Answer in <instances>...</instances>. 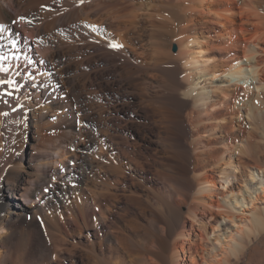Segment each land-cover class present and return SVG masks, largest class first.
Instances as JSON below:
<instances>
[{
	"label": "bare ground",
	"instance_id": "6f19581e",
	"mask_svg": "<svg viewBox=\"0 0 264 264\" xmlns=\"http://www.w3.org/2000/svg\"><path fill=\"white\" fill-rule=\"evenodd\" d=\"M164 2L175 8L163 17L178 25L177 50L172 41L151 54L142 36L157 13L137 0H0V131L10 133L19 116L17 133L33 134L32 152L16 155V165L0 154V195L5 189L10 198V211L0 204V264H67L66 253L68 264H237L246 237L264 233V206L256 211L253 201L243 209L251 216L237 214L255 170L235 158L244 116L252 126L264 117V51L256 42L264 40V0ZM197 69L219 81L218 96L198 90ZM99 73L127 91L122 110L144 109L139 119L121 116L146 128L136 140L113 133L93 110ZM252 81L260 92L242 96ZM84 133L85 157L71 149ZM256 166L262 201L264 167ZM69 228L78 235L71 244Z\"/></svg>",
	"mask_w": 264,
	"mask_h": 264
},
{
	"label": "rangeland",
	"instance_id": "374dc122",
	"mask_svg": "<svg viewBox=\"0 0 264 264\" xmlns=\"http://www.w3.org/2000/svg\"><path fill=\"white\" fill-rule=\"evenodd\" d=\"M263 1V0H262ZM140 8H142V10H146V8L149 10H154L155 14L157 15L156 17V20L157 22L154 24V26L152 28H149V23L145 24L144 23V30H143V43L145 46H147V48L149 49L148 51L153 54H158L159 51L162 52L164 51L165 49H167V46L169 47V45H171V42L173 40H175V36H174V32H172V30H175L176 27L178 25L176 24H173L172 23L171 25L173 27H165L162 24V22L164 21V17H163V14H164V11L165 13H168L169 11L171 10H175V8L173 9L172 6L169 4V2L167 3L166 0L165 3L164 0L163 2L165 4H163V2H161L160 0H158L159 5H158V2L157 0H137ZM142 2V3H141ZM155 2V3H154ZM157 3V5H155ZM264 4V2H263ZM143 5V6H142ZM152 5V6H151ZM154 5V6H153ZM152 9H151V7ZM159 6V7H158ZM168 7V9H164L163 7ZM171 6V7H170ZM175 6V5H174ZM162 7V9H161ZM170 7V8H169ZM144 8V9H143ZM155 8V9H154ZM157 8V9H156ZM161 9V11L163 13L160 14L159 10ZM172 8V9H171ZM159 9V10H158ZM158 10V11H157ZM168 10V12L166 11ZM165 15V14H164ZM85 17V16H83ZM160 17V18H158ZM162 17V18H161ZM162 20V21H161ZM237 21L234 23V26L236 27V31L235 33L236 34H239L240 32V24H241V20H240V17L238 16ZM161 21V22H160ZM169 21L166 20V22L164 21L163 24H166V26L170 25ZM168 24V25H167ZM156 26V27H155ZM248 28L251 26V28L253 27V25H251L250 23L247 24ZM166 29H165V28ZM147 28V29H146ZM154 28H159V29H154ZM170 28V29H168ZM249 28V30L251 31L252 29ZM151 30V31H150ZM154 30V31H153ZM167 30V31H166ZM248 30V33L247 36H249L251 33L249 32ZM171 31V32H170ZM147 32V33H146ZM154 33V34H153ZM166 33V35H165ZM169 33H172L173 34V37L170 39V35L172 36V34H169ZM250 33V34H249ZM160 34V35H159ZM168 34V35H167ZM149 36V37H148ZM168 36V37H167ZM166 39H165V38ZM149 39V40H148ZM151 39V40H150ZM160 39V40H158ZM169 39V40H168ZM173 39V40H172ZM146 40V42H145ZM155 41V42H154ZM170 41V42H169ZM257 44L259 45L258 46V50L259 51H264L262 49H264V40L263 39H259L256 41ZM169 43V44H168ZM153 45V47H152ZM175 42L173 41L172 45H171V48L173 51L174 50V46H175ZM150 46V47H149ZM177 46V45H176ZM261 47V48H260ZM156 48V50H155ZM162 48V49H161ZM161 49V50H160ZM164 49V50H163ZM177 50V49H176ZM156 51V52H155ZM261 53H257V56L258 57H261ZM264 55V54H263ZM28 64L32 65V61H28ZM40 63H37V65L39 66ZM96 68V67H95ZM195 73L197 75H199V77L195 76V81L199 82L198 83V90L201 91V90H204V94L206 95H210V96H213V97H216L219 95L220 93V90H219V81L215 78H209V76H206L204 75V72L202 73L200 70H196ZM200 73V74H199ZM195 74V75H196ZM101 76V77H100ZM262 76H264V74H262ZM100 78V79H99ZM105 78V79H104ZM106 78L103 73H99L96 77V79H94L93 81V89L95 90L94 94L91 95V101L92 103L96 102L94 100H99L98 102H96L95 104H93V110L97 111V116H99V114L103 115V116H108L107 118L105 117L104 119L106 120V123H108V125L110 126V128L112 129V132L113 133H122L123 135H129V134H135L137 133L138 131H140L141 133H144V131H146V128H144L143 126H139L138 123L136 124H131V123H124V120L122 121L121 120V116L124 117V118H128V117H133L134 119L138 118L140 116V114L142 112H144V109L143 108H139L138 106H132V107H126V110H122V99L127 95V91L125 89H118L119 85L115 84L113 85L112 87L107 85L109 83H106L108 81H106ZM117 78V77H115ZM108 79V78H107ZM97 81V82H96ZM251 82V80H250ZM95 84V85H94ZM217 84V85H216ZM240 87H244L245 84H243L241 82V84L239 83L238 84ZM254 85V88L252 87ZM118 86V87H117ZM248 87V92L246 91H243L242 92L240 91L241 95L242 96H247V95H253L255 92H260V89L259 87L257 86V84L255 82L252 81V84L250 85H245ZM105 87H106V90H105ZM216 88L218 90H216ZM97 89V90H96ZM103 89V90H102ZM113 89V90H112ZM259 89V91L257 90ZM110 90V91H109ZM213 91V92H212ZM217 91V92H215ZM251 91V92H250ZM87 91L84 92V95L86 96ZM245 92V93H244ZM250 92V93H249ZM122 93V94H121ZM125 93V94H124ZM216 93V94H215ZM243 93V94H242ZM71 92L70 93V103L72 104V106L76 109H79V106H78V101H77V97L75 96V94H73ZM97 94V95H96ZM218 94V95H217ZM245 94V95H244ZM124 96V97H123ZM74 97V98H73ZM77 102V103H76ZM100 104V105H99ZM105 104V105H103ZM99 105V107H98ZM102 105V106H101ZM111 105V107H110ZM101 106V107H100ZM109 106V107H108ZM116 107V108H115ZM263 107V106H262ZM99 108V109H98ZM108 108L109 111L107 110ZM113 110H112V109ZM130 108V109H129ZM106 109V110H105ZM116 109H118L116 111ZM139 109H141L142 111H140ZM192 109V107H191ZM102 110V111H101ZM136 110V111H133ZM30 112H28V115L30 117H32L34 114L31 112V111H34L32 108H30L29 110ZM105 113H104V112ZM116 111V112H115ZM126 111H129V112H126ZM101 112V113H100ZM120 112V113H119ZM141 112V113H140ZM84 113V111L82 112V114ZM136 113V114H135ZM140 113V114H139ZM113 115V117H112ZM115 117V118H114ZM113 118L115 120H113ZM108 119V120H107ZM110 119V120H109ZM117 119V120H116ZM139 119V118H138ZM20 121V117H16L13 119L12 123H15V124H12L11 125V128H10V133H8L7 135H3L1 134V131H0V154H2L3 152V155H4V158L6 160L7 163L11 164V165H16L17 164V156L23 154L26 158L29 157L30 153L32 152V142H33V134L31 132H28L27 134V139L24 138V136H22V134H20L19 132V135L17 133V129L15 128L16 127V123ZM91 121V120H90ZM89 120L85 119L84 122L85 124L84 125H88ZM109 121V122H108ZM123 122V123H122ZM259 122V123H258ZM117 123V124H116ZM116 124V125H115ZM131 124V125H130ZM243 124V125H242ZM7 125V124H6ZM101 125H104V122H103V119L101 121ZM118 125H121V126H118ZM242 129H243V132L245 133L242 138V140H240V142L237 144V147H236V151H235V158H236V162H238V160H242L244 162H246L247 164H251V166H254V170H255V178L254 179H250V183L248 185H244L243 186V189L244 191L242 192V194L240 195V202L238 203L237 207H238V210H237V214L238 215H244V216H251V213L250 212H243V209H246V210H249L251 208H253V205H252V202L254 201L255 204H256V211L259 210L260 207H263L264 206V200H257V196H259L262 191H261V185L260 183H258V180L260 178L259 174H263V169H260L259 167H257L256 165L258 164H263V167H264V117L260 118L259 120L256 121L255 124L252 125H249L248 124V120L246 119V117L244 116V120H242ZM85 126V127H86ZM135 126V128H134ZM127 127V128H126ZM132 128V129H131ZM138 128V129H137ZM141 128V129H139ZM250 129V130H249ZM248 132H246V131ZM16 131V132H15ZM86 131V130H85ZM249 131H251L249 133ZM13 133V134H12ZM9 135V137H8ZM87 135V134H86ZM85 133L82 134L81 136L79 135L78 136V139H79V142H78V145L77 146H72L71 149L75 150L77 153H79L81 156H87V149H86V144L88 143V140H89V136L87 135L86 136ZM243 135V133H242ZM251 135V136H250ZM13 136V137H12ZM8 137V138H7ZM136 138V134L134 136H132V140H136V139H133ZM2 138L6 139V142L7 144H2ZM10 138V139H9ZM23 139V140H22ZM83 139V140H82ZM10 141V142H9ZM12 141V142H11ZM16 141V142H15ZM25 141V142H24ZM83 141V142H82ZM114 142H118L117 139H114ZM13 143V144H12ZM19 143V144H17ZM12 145V146H11ZM19 145V146H17ZM21 145V146H20ZM63 146L67 145L65 143H62ZM84 145V146H83ZM244 147L245 148V153H241V150L240 148L241 147ZM6 147V148H5ZM4 148H5V151H4ZM8 148V149H7ZM29 148V149H28ZM10 150V151H9ZM240 150V151H239ZM15 151V152H14ZM5 152V153H4ZM10 152V153H9ZM12 154V155H11ZM247 154L249 155H255L253 158H258L259 159V156H260V163L258 161V159H251L249 157H247ZM6 155V156H5ZM17 155V156H16ZM9 156V157H8ZM13 156V157H12ZM16 156V157H15ZM262 161V162H261ZM14 163V164H13ZM16 163V164H15ZM256 166V167H255ZM76 175H83L84 178L88 176V170L87 169H84L83 167H76ZM87 175V176H86ZM84 185V184H83ZM226 185V184H225ZM10 202V198H9V195L8 193L4 190H2L1 192V195H0V204L5 206L7 211H10V208L7 207V204ZM244 221V220H243ZM245 222V221H244ZM250 223V221H248ZM225 225V223H224ZM223 226L220 227V233L223 234ZM243 227V225H242ZM230 229H228V232ZM41 231V229H40ZM40 233V232H39ZM42 233V232H41ZM68 233L70 234L69 235V244L73 243V242H76L77 238H78V235L75 234V232H73V229L72 228H69V231ZM232 235L234 236V238H238V235L237 233L234 231L232 233ZM257 235V236H255ZM39 243L38 244H42L44 245L45 243V239L44 237H39ZM215 239V235L212 236V240ZM43 240V242L41 241ZM247 240V242H246ZM42 242V243H41ZM223 242H228L230 243V239L229 237H227L225 240H223ZM225 244V243H223ZM245 246H244V252L246 253L245 256H242L243 254H239L238 253V258L236 257H232V261L233 263H236L237 264H264V233H260L258 231H256V233H252V235L250 237H246L244 243H243ZM247 244V245H246ZM39 245V246H40ZM41 245V246H42ZM41 248V247H40ZM208 248L210 250L213 249L212 245H210V243H208ZM82 251L78 250L76 251L73 256H76V255H79L81 254ZM69 254H64L65 256V259L67 261V264L70 260ZM72 256V255H71Z\"/></svg>",
	"mask_w": 264,
	"mask_h": 264
},
{
	"label": "water",
	"instance_id": "95a60500",
	"mask_svg": "<svg viewBox=\"0 0 264 264\" xmlns=\"http://www.w3.org/2000/svg\"><path fill=\"white\" fill-rule=\"evenodd\" d=\"M176 49H177V46L175 45V46H174V50H176Z\"/></svg>",
	"mask_w": 264,
	"mask_h": 264
}]
</instances>
